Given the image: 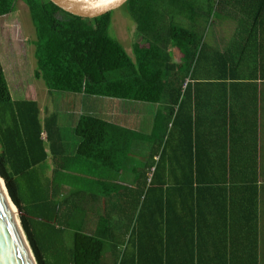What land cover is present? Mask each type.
Here are the masks:
<instances>
[{"label":"crops","instance_id":"1","mask_svg":"<svg viewBox=\"0 0 264 264\" xmlns=\"http://www.w3.org/2000/svg\"><path fill=\"white\" fill-rule=\"evenodd\" d=\"M229 3L217 6L202 59L187 79L192 127L186 115L167 132L165 180L159 174L151 195L144 202L140 197L150 185L144 173L150 174L160 154L166 106L61 93V109L54 111L52 102L39 106L34 98L46 156L39 154L38 165L24 172L17 167L23 156L2 164L20 216L29 219L25 211L34 209L53 216L56 202L74 230L111 234V224L114 233L128 236L138 204L141 230L155 235L165 202L163 211L173 232L184 236V248L197 242L209 264H264V0ZM170 51L179 62V50ZM85 116L111 124L92 156L78 151L83 140L75 127Z\"/></svg>","mask_w":264,"mask_h":264},{"label":"trees","instance_id":"2","mask_svg":"<svg viewBox=\"0 0 264 264\" xmlns=\"http://www.w3.org/2000/svg\"><path fill=\"white\" fill-rule=\"evenodd\" d=\"M16 1L0 0V18L15 11ZM22 1L28 6L36 33L34 78L43 79L51 92L166 106L158 146L160 154L154 160L150 185L140 194L144 202L159 174L165 178L161 158L168 142L167 132L184 123L182 117L186 115L192 127L193 111L185 100V93L189 92L187 79L194 76L206 48L201 19L205 9H213L212 3L202 7L194 0H129L125 5L144 40L134 44L135 57H132L110 33L112 12L85 19L65 12L50 0ZM60 13L66 17L61 18ZM190 15L192 24L182 25L183 16ZM171 47L179 50V62L174 60ZM6 73L0 57V176L6 182L10 199L21 208L2 164L8 157L12 161L13 157L23 156L24 164L19 161L17 164L21 172L37 166L41 161L39 154L46 156L41 139L45 128L36 101L13 99ZM110 126L103 119L83 117L75 127V133L83 140L79 153L95 155L103 146ZM147 179L149 174L144 173V180ZM161 187L160 190L164 189ZM137 205L128 220L132 225L128 236L114 233L111 220H106L111 234L88 233L83 227L74 230L63 214V205L56 202L53 216L41 215L34 209L25 211L31 218L20 216V221L37 264H209L203 259L208 252L201 251L197 242H193V248L190 244L184 248V236L173 232L174 225L163 211L165 202L161 203L156 227L159 233L155 235H145L141 230V209L135 219Z\"/></svg>","mask_w":264,"mask_h":264},{"label":"rangeland","instance_id":"3","mask_svg":"<svg viewBox=\"0 0 264 264\" xmlns=\"http://www.w3.org/2000/svg\"><path fill=\"white\" fill-rule=\"evenodd\" d=\"M194 1H198L202 7L212 3L213 9H205L201 19L206 37L213 31L214 24L218 19L217 6H231V3H229L230 0ZM59 16L66 17L63 13H60ZM186 20L188 18L183 16L180 23L186 25ZM110 33L120 40L131 56H134V44L140 41L141 37L137 30V22L131 15L128 6L124 5L112 11ZM35 39V27L28 6L24 1L17 0L15 11L10 16L0 18V57L7 72L12 97L19 101L34 100L35 98L39 106L46 100L50 104L52 102V111L56 108L61 109L57 97L61 92H51L43 79L34 78V72L37 69L34 55ZM48 93H51V96Z\"/></svg>","mask_w":264,"mask_h":264},{"label":"water","instance_id":"4","mask_svg":"<svg viewBox=\"0 0 264 264\" xmlns=\"http://www.w3.org/2000/svg\"><path fill=\"white\" fill-rule=\"evenodd\" d=\"M65 12L94 19L124 6L129 0H50ZM20 210L0 176V264H37L20 221Z\"/></svg>","mask_w":264,"mask_h":264},{"label":"built area","instance_id":"5","mask_svg":"<svg viewBox=\"0 0 264 264\" xmlns=\"http://www.w3.org/2000/svg\"><path fill=\"white\" fill-rule=\"evenodd\" d=\"M156 160H157V157H156ZM154 170H155V167L150 169L149 180L151 179V176H152Z\"/></svg>","mask_w":264,"mask_h":264}]
</instances>
